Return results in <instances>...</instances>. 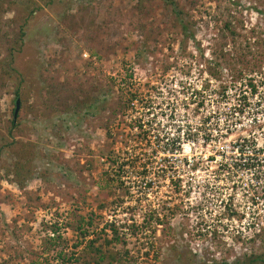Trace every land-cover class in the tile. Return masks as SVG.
Segmentation results:
<instances>
[{
	"label": "rangeland",
	"instance_id": "rangeland-1",
	"mask_svg": "<svg viewBox=\"0 0 264 264\" xmlns=\"http://www.w3.org/2000/svg\"><path fill=\"white\" fill-rule=\"evenodd\" d=\"M259 256L264 0H0V264Z\"/></svg>",
	"mask_w": 264,
	"mask_h": 264
},
{
	"label": "trees",
	"instance_id": "trees-1",
	"mask_svg": "<svg viewBox=\"0 0 264 264\" xmlns=\"http://www.w3.org/2000/svg\"><path fill=\"white\" fill-rule=\"evenodd\" d=\"M168 3H170V6H171V10H172V12H173V14H175V16H179L180 15V12H179V10H178V8H177V5L175 4V3H173V2H171V1H168ZM182 30H183V33L185 34V35H187L186 34V32H187V27H185L184 25L182 26ZM12 70V69H11ZM249 85H251V84H249ZM251 87H252V85H251ZM254 89V88H253ZM16 99H18V98H16ZM15 99V100H16ZM20 101V100H19ZM14 103H15V101H14ZM13 112H14V110H13ZM19 117H20V115H19V112H18V114H17V117H16V119L14 120V118H13V114H12V119L10 120V125H11V129H15L16 127H17V124H16V120L17 119H19ZM25 146L26 147H28L26 144H25ZM34 150V148H32V150H31V153H32V151ZM29 152H30V150H29ZM108 229H111V233H112V235H113V238L109 241V243L111 242V241H115L116 240V238H117V229L114 227V226H109L108 227ZM56 232V230H54L53 231V233H55ZM86 233L87 232H82V235H83V238H85V237H87L86 236ZM93 243V240H91V242H90V244H92ZM95 251H97L98 252V250H95ZM100 255V254H99ZM69 260V259H68ZM100 260L102 261L103 260V258L102 257H100ZM264 264V257H254V258H251V259H249L248 261H245V262H243L242 264ZM221 264H227V263H221Z\"/></svg>",
	"mask_w": 264,
	"mask_h": 264
},
{
	"label": "built area",
	"instance_id": "built-area-1",
	"mask_svg": "<svg viewBox=\"0 0 264 264\" xmlns=\"http://www.w3.org/2000/svg\"><path fill=\"white\" fill-rule=\"evenodd\" d=\"M81 58L85 60L86 62L92 64L93 66H97V57L92 56L91 54L87 53L86 51H83L81 53ZM235 152L240 155H242V148L241 146L236 147Z\"/></svg>",
	"mask_w": 264,
	"mask_h": 264
},
{
	"label": "water",
	"instance_id": "water-1",
	"mask_svg": "<svg viewBox=\"0 0 264 264\" xmlns=\"http://www.w3.org/2000/svg\"><path fill=\"white\" fill-rule=\"evenodd\" d=\"M19 109H20V101H19V99H16V100H15L14 112H13V118H14V120H15L16 117H17V114H18V112H19Z\"/></svg>",
	"mask_w": 264,
	"mask_h": 264
}]
</instances>
